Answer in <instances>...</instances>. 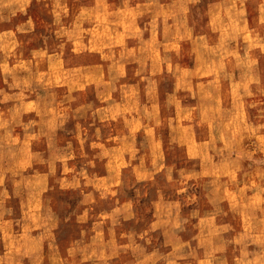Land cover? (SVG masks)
Segmentation results:
<instances>
[{
    "label": "rangeland",
    "instance_id": "374dc122",
    "mask_svg": "<svg viewBox=\"0 0 264 264\" xmlns=\"http://www.w3.org/2000/svg\"><path fill=\"white\" fill-rule=\"evenodd\" d=\"M0 264H264V0H0Z\"/></svg>",
    "mask_w": 264,
    "mask_h": 264
}]
</instances>
